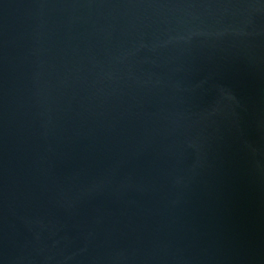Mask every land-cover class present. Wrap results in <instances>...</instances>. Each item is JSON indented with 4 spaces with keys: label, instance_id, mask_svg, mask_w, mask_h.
<instances>
[{
    "label": "water",
    "instance_id": "water-1",
    "mask_svg": "<svg viewBox=\"0 0 264 264\" xmlns=\"http://www.w3.org/2000/svg\"><path fill=\"white\" fill-rule=\"evenodd\" d=\"M0 264H264V0H0Z\"/></svg>",
    "mask_w": 264,
    "mask_h": 264
}]
</instances>
